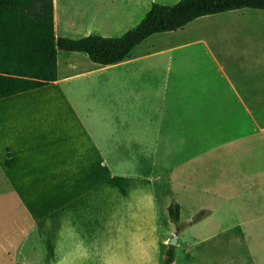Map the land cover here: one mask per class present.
I'll return each mask as SVG.
<instances>
[{"label":"crops","instance_id":"crops-1","mask_svg":"<svg viewBox=\"0 0 264 264\" xmlns=\"http://www.w3.org/2000/svg\"><path fill=\"white\" fill-rule=\"evenodd\" d=\"M177 1L53 0L54 35L119 36ZM255 15L199 16L108 64L58 49L56 80L0 98V257L161 264L176 234L174 264H264V23L225 33Z\"/></svg>","mask_w":264,"mask_h":264},{"label":"trees","instance_id":"trees-1","mask_svg":"<svg viewBox=\"0 0 264 264\" xmlns=\"http://www.w3.org/2000/svg\"><path fill=\"white\" fill-rule=\"evenodd\" d=\"M244 7L264 9V0L153 2L141 20L119 36L68 38L54 35L53 0H0V98L56 80L58 49L85 52L95 63H113L153 33L175 30L199 16ZM168 213L176 223L179 206L170 204ZM174 255V245L168 244L161 264H174Z\"/></svg>","mask_w":264,"mask_h":264},{"label":"rangeland","instance_id":"rangeland-1","mask_svg":"<svg viewBox=\"0 0 264 264\" xmlns=\"http://www.w3.org/2000/svg\"><path fill=\"white\" fill-rule=\"evenodd\" d=\"M262 23H264V19L262 18V16L251 17L243 20L242 18L239 19L236 16H234L230 20L227 28L225 29V33L226 36L230 37L232 40L235 41L237 40L246 43L247 41H250V39L253 37L252 31L257 27V25H260ZM0 243L4 244L2 240H0ZM10 259L11 258L0 257V264H10L8 262ZM21 259L22 258H14V260H18V261H20Z\"/></svg>","mask_w":264,"mask_h":264},{"label":"water","instance_id":"water-1","mask_svg":"<svg viewBox=\"0 0 264 264\" xmlns=\"http://www.w3.org/2000/svg\"><path fill=\"white\" fill-rule=\"evenodd\" d=\"M169 242L171 244H175L176 243V234H173L172 237L169 239Z\"/></svg>","mask_w":264,"mask_h":264}]
</instances>
